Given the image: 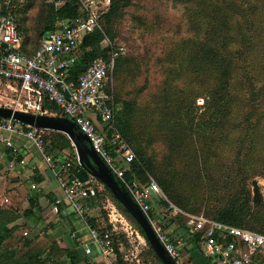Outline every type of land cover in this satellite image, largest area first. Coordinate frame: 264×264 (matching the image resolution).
<instances>
[{
  "label": "trees",
  "instance_id": "1",
  "mask_svg": "<svg viewBox=\"0 0 264 264\" xmlns=\"http://www.w3.org/2000/svg\"><path fill=\"white\" fill-rule=\"evenodd\" d=\"M176 1L183 7L192 35L176 41L169 60L160 62L165 71L153 98L140 102L137 97L122 95L123 76L136 67L128 55L115 58L107 82L113 93L115 128L134 153L124 167V177L142 186L154 180L166 197L152 199L166 212L160 218L162 227L168 226L165 222H176L184 234L192 233L196 242L201 233L193 231L185 214H202L262 233L264 200L251 203L248 182L256 176L264 179V0ZM130 8H135L133 0H111L101 20L111 41ZM4 12L0 7V14ZM12 13L18 22L22 50L29 55L58 22L85 15L74 0H67L58 10L43 0H27ZM102 39L100 32L81 39L79 55L70 68L71 80L76 81L91 60L108 55L111 48L104 47ZM200 98L201 105L197 104ZM44 105L59 112L50 101ZM44 140L53 159L76 163L74 146L64 133L44 129ZM4 152L6 159L12 158L8 149ZM78 176L86 179L88 171L81 168ZM106 196L133 223L149 253L162 264L141 227L105 185L97 192V203ZM27 202L22 213L0 204V264H77L79 258L59 247L51 235L42 241L18 236V220L35 216L37 193H30ZM168 207L174 211H167ZM154 211L150 208L147 216L154 219ZM172 211L173 216L169 215ZM102 215L107 221L103 209ZM88 224L94 228L92 219L88 218ZM105 228H110L108 222L98 231ZM121 240L126 242L124 235L112 234L114 264H130L119 250Z\"/></svg>",
  "mask_w": 264,
  "mask_h": 264
},
{
  "label": "built area",
  "instance_id": "2",
  "mask_svg": "<svg viewBox=\"0 0 264 264\" xmlns=\"http://www.w3.org/2000/svg\"><path fill=\"white\" fill-rule=\"evenodd\" d=\"M27 0H0L5 12L0 14V80L13 92L5 107L36 114L67 117L75 123L76 129L84 133L91 148L100 156L109 171L115 175L130 195L134 203L145 214L151 227L169 257L176 264H183L175 244L156 219L149 218L153 199L148 188L160 199L165 195L151 179L148 186L136 181H127L124 167L134 158V153L115 128L113 93L107 89V82L114 67L115 58L125 54L121 45H113L104 33L102 17L110 8L111 0H74L84 12V17H75L58 22L40 41L36 50L26 54L22 50V37L18 22L12 13L16 6ZM61 9L67 0H43ZM103 35L102 45L110 46L106 57H96L90 61L76 81L70 78V68L79 55L81 39L90 33ZM54 103L59 112L50 111L45 101ZM197 103L201 105L200 98ZM109 130L105 131V127ZM14 137L23 139L50 168L57 180L62 196L56 197L51 211L59 213L62 200H66L77 216L87 224L90 211L88 200L96 199L97 192L104 185L88 173L86 179L78 176L82 165L76 156V163L69 159H53L45 149L44 129L21 123L11 117L0 116V145L8 149L12 158L6 159L0 151V164L8 171L29 168L37 165L32 158L23 153L15 143ZM31 188H35L32 184ZM175 211L177 209L170 204ZM110 228L102 233L91 228V235L98 243L102 254L112 252L111 236L122 232L129 234L133 229L129 221L113 206L104 207ZM193 231L200 232V242L209 264H264V232L259 233L209 219L202 214H185ZM133 229V230H132ZM25 236L28 231L24 230ZM88 251V249H86ZM126 260V259H125Z\"/></svg>",
  "mask_w": 264,
  "mask_h": 264
},
{
  "label": "rangeland",
  "instance_id": "3",
  "mask_svg": "<svg viewBox=\"0 0 264 264\" xmlns=\"http://www.w3.org/2000/svg\"><path fill=\"white\" fill-rule=\"evenodd\" d=\"M133 3L135 8L127 9L124 12L120 23L117 24L116 36L111 42L113 45L123 46L124 55L132 57L133 63L136 65L133 70L130 69L128 74L123 76L122 83H120L122 84V95L128 98L137 97L140 102H144L152 99L155 91L161 85L165 68L163 65L160 66V62L162 63L165 59L169 60V53L173 50L174 43L182 37L192 35V32L186 21V16L183 14V7L176 0H133ZM120 84L118 85L120 86ZM12 96L13 92L5 85L4 81L0 80V105L10 102ZM0 151L3 152L2 145H0ZM8 172L11 171H8L1 163L0 204L12 207V211L22 213L24 209L21 208L16 198L10 199L8 196L13 188L10 179L7 178ZM255 178L258 180V187L263 195L264 179L259 176ZM250 181L248 185L251 189ZM28 184L22 182L20 186L24 185L27 188ZM5 196L12 204L7 203ZM17 198L27 200L28 194L18 192ZM171 210L173 209L167 208V211ZM173 211L169 215L173 216ZM162 212L166 213L165 210ZM24 219L22 217L18 220L21 224L18 236L40 237L41 230L38 228L33 230L29 223L25 224ZM128 221L132 228L137 230L133 223ZM157 221L162 224L160 220ZM24 230L28 231L25 236L22 234ZM120 235H124L126 239V242L121 240V243L123 245L122 253L128 263L158 264L149 253L146 242L139 232L138 235L134 231L129 234L122 232Z\"/></svg>",
  "mask_w": 264,
  "mask_h": 264
},
{
  "label": "crops",
  "instance_id": "4",
  "mask_svg": "<svg viewBox=\"0 0 264 264\" xmlns=\"http://www.w3.org/2000/svg\"><path fill=\"white\" fill-rule=\"evenodd\" d=\"M15 143L21 148L23 153L32 158V161L37 165V169L32 171L29 168H17L8 172L7 178L17 177L16 181H11L12 190L9 193V198H16L22 209L28 205L27 200L18 197V192L30 194L37 193L38 206L34 208L35 216L24 219L30 224L32 229H40V237L38 241L46 239L45 236L51 235L57 242L58 246L67 249L73 255H76L79 260L77 264H114L115 253L102 254L98 243L91 235V227L88 224V218L92 219L94 229L105 227V221L102 215L104 207L113 205L121 214L122 212L117 208L113 200L106 196L101 204L97 203V198L88 200L90 211L87 217V224H85L74 212L72 207L66 200H62L59 213L55 214L51 211V205L56 197H61L62 192L58 186L57 180L50 168L41 160L40 156L36 154L33 148L26 143L23 139L14 137ZM36 178L40 182H36ZM29 183L27 188L20 186V183ZM34 184L35 188L31 189ZM7 203L12 204L11 201L5 196ZM18 204V203H17ZM151 208L155 209V218L160 220L165 215L160 207L155 206L150 201ZM10 208V207H8ZM13 210V208H10ZM106 211V210H105ZM18 212V211H14ZM107 215V214H106ZM123 215V214H122ZM124 216V215H123ZM125 217V216H124ZM126 218V217H125ZM127 219V218H126ZM128 220V219H127ZM165 222V221H164ZM168 225L165 229L169 239L177 247L181 261L183 264H209V259L204 255V248L201 242H196L193 239V234H184V231L178 227V224L165 222ZM88 249V251H86ZM119 250L122 253L123 245L119 243ZM123 259L125 257L122 253ZM127 262V261H126Z\"/></svg>",
  "mask_w": 264,
  "mask_h": 264
},
{
  "label": "water",
  "instance_id": "5",
  "mask_svg": "<svg viewBox=\"0 0 264 264\" xmlns=\"http://www.w3.org/2000/svg\"><path fill=\"white\" fill-rule=\"evenodd\" d=\"M0 116L11 117L15 120L20 121L23 124L40 128L53 130L64 133L72 145L79 163L89 174L98 179L103 185H105L114 198L128 211L133 219L143 230L151 248L160 260L162 264H176L167 254L163 245L156 237L151 224L149 223L145 214L140 208L134 203L131 197L121 189L118 182L114 179L112 173L105 165L100 156L91 148L87 136L76 129L75 123L67 117L36 114L32 112L21 111L12 109L9 107L0 105ZM17 177H11L10 181H16ZM252 191V203L264 199L258 187V180L254 178L250 181ZM148 191L153 199L156 201L160 200V197L153 192L150 188Z\"/></svg>",
  "mask_w": 264,
  "mask_h": 264
}]
</instances>
